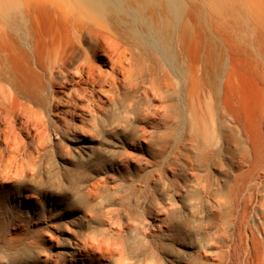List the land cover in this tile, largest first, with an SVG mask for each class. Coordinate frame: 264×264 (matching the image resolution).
Wrapping results in <instances>:
<instances>
[{"label": "rangeland", "instance_id": "rangeland-1", "mask_svg": "<svg viewBox=\"0 0 264 264\" xmlns=\"http://www.w3.org/2000/svg\"><path fill=\"white\" fill-rule=\"evenodd\" d=\"M206 11L158 90L147 61L95 99L49 88L36 126L2 121L0 264H264V0L234 24Z\"/></svg>", "mask_w": 264, "mask_h": 264}, {"label": "bare ground", "instance_id": "bare-ground-1", "mask_svg": "<svg viewBox=\"0 0 264 264\" xmlns=\"http://www.w3.org/2000/svg\"><path fill=\"white\" fill-rule=\"evenodd\" d=\"M237 8L238 0H0V124L21 118L36 126L34 104L47 102L49 88L57 97L58 87L67 102L74 94L95 99L144 74L147 61L150 86L158 90L154 71L162 59L171 72L186 64L194 14L208 10L213 21L230 17L234 24ZM209 58L216 85L221 69ZM95 246L84 243L80 251Z\"/></svg>", "mask_w": 264, "mask_h": 264}]
</instances>
